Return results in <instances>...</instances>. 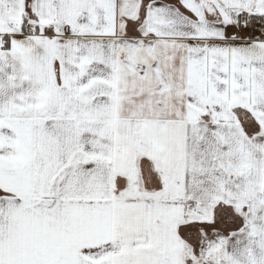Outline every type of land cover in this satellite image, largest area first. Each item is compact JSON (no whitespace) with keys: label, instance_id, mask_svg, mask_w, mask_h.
Masks as SVG:
<instances>
[{"label":"snow or ice","instance_id":"1","mask_svg":"<svg viewBox=\"0 0 264 264\" xmlns=\"http://www.w3.org/2000/svg\"><path fill=\"white\" fill-rule=\"evenodd\" d=\"M0 264H264V0H0Z\"/></svg>","mask_w":264,"mask_h":264}]
</instances>
